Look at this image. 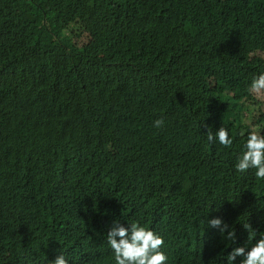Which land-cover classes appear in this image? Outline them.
<instances>
[{"label": "trees", "instance_id": "trees-1", "mask_svg": "<svg viewBox=\"0 0 264 264\" xmlns=\"http://www.w3.org/2000/svg\"><path fill=\"white\" fill-rule=\"evenodd\" d=\"M262 70L264 0H0V264H113L118 217L168 264H214L207 215L264 234V180L195 125L249 131Z\"/></svg>", "mask_w": 264, "mask_h": 264}, {"label": "clouds", "instance_id": "clouds-1", "mask_svg": "<svg viewBox=\"0 0 264 264\" xmlns=\"http://www.w3.org/2000/svg\"><path fill=\"white\" fill-rule=\"evenodd\" d=\"M247 91L257 98L264 96V70L252 75L247 84ZM253 112L255 113V109ZM210 115L211 113L206 112L202 119L195 122L207 145L211 147L219 144L231 149L234 144H238L232 164L235 173L244 175L251 171L257 179L264 180V124H257L252 130L234 137L225 126L220 125L213 130V126L206 123V117ZM253 119H256L255 115ZM164 124L163 118L153 121V126L157 129L162 128ZM211 212L214 211L209 213ZM202 219L205 224L203 244L207 240L213 246L223 245L213 257L214 264H264V234H260L258 227H253L249 219L240 224L246 232L242 241H238L235 227L222 217L207 215ZM207 229L214 231L205 236ZM103 234L113 264H168L164 237L139 220L126 222L119 217L115 218L106 226V232ZM48 264H69V259L60 251Z\"/></svg>", "mask_w": 264, "mask_h": 264}, {"label": "rangeland", "instance_id": "rangeland-1", "mask_svg": "<svg viewBox=\"0 0 264 264\" xmlns=\"http://www.w3.org/2000/svg\"><path fill=\"white\" fill-rule=\"evenodd\" d=\"M76 44L83 51L92 46L90 44L89 38L81 33L79 34V38L76 39ZM263 107L264 96L258 98L253 96V101L248 102L244 105L242 123L249 128V131L255 128L257 124H259L257 123L256 119ZM253 109H255V113L253 112ZM254 115L256 116L255 120L253 119Z\"/></svg>", "mask_w": 264, "mask_h": 264}]
</instances>
